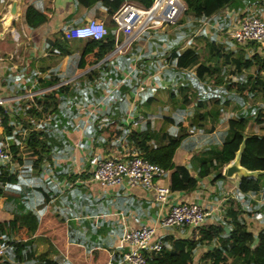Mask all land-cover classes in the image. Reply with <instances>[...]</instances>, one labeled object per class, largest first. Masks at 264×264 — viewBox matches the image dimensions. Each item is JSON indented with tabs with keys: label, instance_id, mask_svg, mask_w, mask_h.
Listing matches in <instances>:
<instances>
[{
	"label": "crops",
	"instance_id": "obj_1",
	"mask_svg": "<svg viewBox=\"0 0 264 264\" xmlns=\"http://www.w3.org/2000/svg\"><path fill=\"white\" fill-rule=\"evenodd\" d=\"M11 3V0H0V16L10 14H7L5 23L0 20V97L3 99L2 108L8 110V126H12L10 134H6L4 127L0 126V144L8 149L11 157L7 162L0 161V165L7 166L9 172L17 174L20 180L10 184L6 188L7 193L0 196V223H9L14 215L25 214L29 209L37 214L42 225L46 223L48 230L57 228L60 231L64 236L63 246L67 250H61L45 233H31L21 224L10 226V231L6 226L8 244L1 243L5 250L0 256V264L2 260L12 262L14 251L8 249L14 242L30 243L24 264H41L38 260L45 258L56 260V264H77L81 259L86 264H122L124 249L119 247L122 233L144 224L156 227V239L165 235L194 238L188 226H158V220L167 212V206L155 201L152 190L141 186L128 187L125 183L103 187L92 181V169L99 159L131 153L124 140L118 149V138L111 136L113 132L103 140L96 132V126L102 129L107 123L118 119L123 128L128 126V131L141 130L149 120L159 135H175L178 122L185 130H190L186 128V114L195 103L190 101L192 97L195 100V97L194 94L189 96V86L184 85V78L192 83L196 94L221 91L220 84L214 86L205 83L193 69L191 74L194 73V76H190L189 69H178L171 62L172 45L178 46L177 52L189 47L185 38L190 35V29L181 30L189 20L152 31L144 41L138 38L140 49L134 57L126 58L130 46L125 52L113 53V50L97 64H90L95 53L93 42L81 38L66 39L63 33L93 18H99L107 24L110 22L112 28L111 14L107 13L106 6L97 0L92 3L87 0H17V11L13 15L10 13ZM35 14H43L45 21L40 23L36 20L37 25L32 26L31 18ZM244 14L264 19V0H237L234 5L219 11L216 21L210 18V24L192 36L195 39L200 36L204 44L208 42H205L207 39L214 37L216 45L225 46L228 40L224 38L226 30ZM200 20L191 21L201 27ZM82 56L84 67L81 66ZM122 59L127 60L121 63ZM105 60L107 64L115 63L112 68L120 76L116 83L110 80L115 74L97 68ZM143 68L151 71V74L148 73L145 92L144 83L138 79L146 72L141 70ZM94 71L100 74L99 78H103V84L95 86L87 83L88 72ZM126 77H129L127 80L130 83L127 80L121 83ZM50 78H58V81L49 84ZM196 80L197 84L194 83ZM173 82L176 88L181 86L183 89L182 101L177 99L178 92L173 88ZM59 86L62 88L55 94V99L59 101L54 105L49 104L48 94ZM216 88L220 90L216 91ZM162 89L166 92L165 100L159 94ZM172 92L176 94L170 98ZM117 93L123 94V100L117 101ZM110 96H114V99ZM184 96L189 104L183 101ZM219 97L200 109H215L207 115L205 125L209 127H203L205 134L199 132L201 127H193L194 130H190L192 133L183 139L173 156L175 164L185 165L192 175L196 174L199 162L212 156V151L221 146L226 135L220 132L226 130V119L224 127L219 130L217 124L220 121L217 119H220L222 112L219 114L217 111L237 109L231 101L228 105H220L223 102L218 101ZM117 102L120 107L123 106L120 108L121 113L112 115L113 120L109 121L111 109ZM54 106L57 108L51 113ZM104 115L108 116L106 124L102 121ZM91 122L95 124L93 129H89ZM113 129L112 123L109 131ZM42 130L50 132L41 136L46 148L49 143L48 149L54 161L45 160L39 168H33L30 162L24 161L26 154L35 148H30L28 132ZM203 135L210 137V141L202 149L189 142L191 136L200 141ZM198 145L202 146L200 143ZM85 172L90 175L85 176ZM239 179L223 177L212 181L209 176L198 178V187L193 191H171L170 203L197 202L209 212L204 225L223 224L221 212L226 200L235 199L244 210L249 203L256 204L262 196L257 197L264 194V190L246 196L241 194L238 191ZM169 183L170 172L157 181L159 186H169ZM254 208L258 207L255 205ZM244 217L248 228L251 227L254 232L264 220L251 217L247 212ZM73 247L81 248L82 255H70L68 249L70 251ZM204 248H197L196 254L199 255ZM104 258L107 262H101ZM93 259L96 261L92 262Z\"/></svg>",
	"mask_w": 264,
	"mask_h": 264
},
{
	"label": "trees",
	"instance_id": "obj_2",
	"mask_svg": "<svg viewBox=\"0 0 264 264\" xmlns=\"http://www.w3.org/2000/svg\"><path fill=\"white\" fill-rule=\"evenodd\" d=\"M86 2V0H83ZM89 3L94 2L95 0H87ZM107 7V13L114 14V12L125 2H136L139 5L150 8L154 0H97ZM185 5L183 10V18L178 21L182 22L185 20H199L211 18V20L216 21V17L219 16L217 13L224 9L226 6H231L236 3L237 0H182ZM97 19V18H95ZM99 19V18H98ZM44 22L45 17L43 14H35L31 18L32 26L37 25V21ZM101 20V19H99ZM105 22V21H104ZM112 28L109 24L105 22L107 33L106 36L99 40L93 42V47H95L94 57L89 62L90 64H97L101 59H103L107 54L111 53L115 48V22L111 19ZM193 22V21H191ZM221 29V28H220ZM222 31V30H219ZM148 33L143 34L139 39L144 41ZM215 38L207 39L206 44H204L201 50H197L191 47L185 48L181 52H177L176 44L172 45V55L171 62L175 63V66L178 69H190L193 68L196 75L202 80H207L211 78L217 71V64L220 60H223L224 64L233 65V70L230 72L234 75H237V95L232 96L236 100L235 106L237 108V114L230 116L227 119V129L226 135L222 141L220 147H218L212 154L206 159H203L197 165V172L195 175H192L190 170L181 164H175L173 161V156L175 151L180 146L183 139L192 133L190 130H185L180 122L177 123L178 126H181V130L178 134L169 135L163 134L159 135L156 130L153 129L151 122L148 120L145 123L143 129H131L128 131V126L123 128L122 124L118 123V119H112V115L116 116V113H121L120 104H114L110 115L111 118L109 122L100 129L96 126V132L104 138L110 136L117 137V147L120 149L123 140L128 146L131 153L137 152L138 155L148 160L151 163L158 164L168 172H170V183L169 187L171 191H193L198 187V178L211 177L212 181L221 180L223 178L222 168L228 164L235 156V152L238 150L239 145L241 144L244 137L245 149L241 157V165L247 168L248 170H260L264 171V131L262 133L256 132H246V128L260 126L264 130V107L260 105H250L248 106L245 103V97L255 99L257 94V89L264 91V71L261 70V67L257 65L254 55L247 56L246 51H239L235 53L234 51L225 52L222 47L216 45L214 42ZM139 40H136L132 43L131 48L126 56V58H131L135 56V53L140 49L138 45ZM174 43V42H173ZM252 46L258 45L257 43H247ZM88 51V50H87ZM87 52H84V54ZM83 54V55H84ZM81 66H85L84 56L81 58ZM83 59V60H82ZM127 59H122L121 63H124ZM117 62V61H116ZM104 64V66H102ZM115 63L110 62L107 64V60L98 65V70L101 68L109 74H115L110 77V80L114 83L120 79L119 73L112 68V65ZM257 65L255 74L244 73L243 69H250L251 67ZM125 68V65H123ZM87 83L92 85H99L96 83L99 80L100 74L97 72H88ZM103 79V78H102ZM58 81V78H50L48 83L52 84L55 81ZM179 80V78H177ZM56 81V82H57ZM128 83L129 80H127ZM195 84L198 81H194ZM62 86H59L56 90L48 94L49 104H56L58 98L55 99V94L57 90L60 91ZM178 89V90H177ZM175 90L183 94V89L181 86L175 88ZM219 92L218 101L223 102V104L229 103V97H223L224 88ZM176 93L172 92L170 98L175 96ZM117 101L123 100V94H116ZM199 99H196V97ZM214 96V91L198 92L194 94L195 100L193 105V110L196 112V118L194 127H206L205 121L207 115L211 113L212 109L205 110L201 112V107H207L211 99L210 97ZM151 97V96H149ZM183 101L189 104V100L186 99V96L183 97ZM148 99V98H147ZM145 102V100H143ZM250 105V106H249ZM246 108H243L245 107ZM57 107L54 106L51 113H54V110ZM7 113L8 110L0 107V118L1 125L5 129L6 134H10L12 131V126H8L7 123ZM195 118V115H194ZM114 125L113 131H108L106 128L112 127ZM197 126H196V125ZM214 127L212 128V130ZM87 130V128H85ZM44 132V133H43ZM49 131H37L28 132V135L31 140L28 143L31 145L30 148H34L32 152L26 154L24 158L26 163H31L33 168H39L40 165L45 161L52 160L51 153L49 152V143H46L43 137L46 134H49ZM41 137V139H40ZM31 141V142H30ZM37 141V144L34 142ZM37 145H40L37 147ZM130 153V154H131ZM86 173V172H85ZM89 173H86L85 176H89ZM20 180V177L9 172L7 166L0 165V196L7 193L8 186L12 183H16ZM7 188V189H6ZM264 190V175H258L257 177H245L240 178L238 183V191L247 195L248 193H259ZM49 199V197H48ZM248 204L249 202H245ZM253 203V202H252ZM255 204V202H254ZM252 208L249 210H243L241 204L235 199H228L224 203L223 211L221 212V218L223 224L214 225L206 224L198 228L197 236L194 238H175L170 235H165L163 238H160L162 242V249L159 251H154L146 253L148 264H264V220L261 222V225L255 229V232L248 228L244 214L247 212L251 217H260V220L264 218V208L258 210V208ZM257 207V206H256ZM26 226L31 233H45L61 250L67 248L63 246L64 236L60 234V231L57 228H52L48 230L45 227L46 223L42 225L39 221L37 214L33 213L31 210L22 215H14V218L9 223H0V244L5 243L6 241V226L10 229L16 227V225ZM42 226V227H41ZM224 227L229 229V232H226ZM4 236V237H3ZM2 245V244H1ZM4 246V245H3ZM29 242H14L9 246V251H14V256L12 262L2 260L1 264H24L26 252L29 249ZM212 248H211V247ZM205 247L203 251L197 255V248ZM70 255H82V249L79 247H73L68 249ZM102 256V255H101ZM197 256V257H196ZM1 258V257H0ZM113 260V259H112ZM96 260H92L94 262ZM107 262V259L104 258L101 262ZM114 261V260H113ZM100 262V261H97ZM38 263L41 264H56L57 261L53 259H42L38 260ZM77 264H86L82 259Z\"/></svg>",
	"mask_w": 264,
	"mask_h": 264
},
{
	"label": "built area",
	"instance_id": "obj_3",
	"mask_svg": "<svg viewBox=\"0 0 264 264\" xmlns=\"http://www.w3.org/2000/svg\"><path fill=\"white\" fill-rule=\"evenodd\" d=\"M185 9L182 0H154L150 8H145L136 2L123 3L111 16L115 22L114 52H125L134 41L145 33L161 30L177 24ZM245 15V16H244ZM227 29L229 38L237 44H264V19L253 14H244ZM210 19H201V26L210 24ZM212 21V20H211ZM105 22L99 19H89L78 26L70 27L63 35L66 39L81 38L99 41L106 36ZM122 38V39H120ZM3 99L0 97V107ZM1 126V118H0ZM11 159L8 149L0 144V161ZM167 170L158 164L141 158L138 153H127L99 159L92 169V181L103 187L141 186L152 190L155 201L161 206H167V212L158 220L161 227L191 228L193 237L197 236L198 228L204 225L209 212L197 202L170 203L171 190L169 186H159L157 181L167 175ZM256 204L259 207L260 201ZM251 203L244 207L249 210ZM222 209V208H221ZM155 226L141 225L125 230L119 240L122 251V264H148L146 253L162 249L160 238L154 237ZM5 246L0 244V256L4 254Z\"/></svg>",
	"mask_w": 264,
	"mask_h": 264
},
{
	"label": "rangeland",
	"instance_id": "obj_4",
	"mask_svg": "<svg viewBox=\"0 0 264 264\" xmlns=\"http://www.w3.org/2000/svg\"><path fill=\"white\" fill-rule=\"evenodd\" d=\"M11 1H13V0H11ZM7 14H9V13H4L3 14V16H0V20L3 22V23H5V21H6V16H7ZM10 15V14H9ZM247 15H249V14H247ZM245 16V15H244ZM242 17V16H241ZM183 18V14L180 16V20ZM9 23V22H8ZM179 23V22H178ZM199 24H200V26H201V23L199 22ZM196 25V26H195ZM182 29V31L183 30H189L190 29V31H189V33H190V35H188L185 39H186V45L187 46H189V47H191V48H194V49H197V50H201L202 48H203V46H204V41H202V39H199L200 38V36L198 37V39H195L194 38V36H192V34H194L195 32L197 33H199V32H201V30L202 29H204V26H201V27H199V25H197L196 23H192L191 22V20H189L183 27H181ZM69 29V28H68ZM7 30H9V28H7ZM66 31V30H65ZM226 32V31H225ZM227 33V32H226ZM228 35V34H227ZM226 34H224V38L225 39H228V40H226L225 41V46H223V45H219V46H221L222 47V49H223V51H225V52H230V51H234L235 53H238L239 51H243V52H245L246 51V55L247 56H253L254 55V57H255V60H256V62H257V65L259 66V67H261V70L262 71H264V44L262 45V44H258V45H254V46H252L251 44H237V43H235V41H233V40H231V39H229V37L227 36ZM214 38V37H213ZM210 39H212V38H210ZM194 41H196V42H194ZM230 41V42H229ZM206 42V41H205ZM229 43V44H228ZM150 64V63H149ZM257 65H255V66H253V67H251L250 69L248 68V69H243V71H244V73L246 74V73H249V74H255V72H256V68H257ZM217 66V68H218V71L211 77V78H209V79H207V80H203V81H205V83H209V84H212V85H214V86H216V84H220L221 85V87H219V88H224V92L225 93H223L222 95H223V97H229V101H231V103H232V105L234 106V104H235V102H236V100H234L233 98H232V96H235V95H237V92H236V88H237V75H234V74H232L231 72H230V70H233V65H229V64H224V62H223V60H220V62H219V64H217L216 65ZM147 69L149 70V67H148V65H147ZM147 69H141V70H146V72L144 73V74H142L141 76H138V79H139V82H143L144 83V85H143V87H144V91L143 92H145L146 91V88L148 87L147 86V77H148V73L149 74H151V71H148ZM193 68H190L189 69V72H188V74L191 76H194V73L193 74H191V70H192ZM143 72V71H142ZM147 73V74H146ZM219 76V77H218ZM129 77H126V78H123V81L121 82V83H125L126 82V80L128 79ZM208 81V82H207ZM150 82V81H149ZM96 83H98V84H103L104 82H103V79L102 78H99V80H97L96 81ZM174 83V82H173ZM183 83H184V85L185 86H189V96L190 97H192L193 96V94H196V92H195V88L193 87V85H192V83L191 82H189L186 78H184V80H183ZM175 84V83H174ZM209 84L207 85V86H209ZM173 88H176V84L175 85H173ZM163 90H165V89H162V91L161 92H159V94L161 95V99H164L165 100V96H166V92L165 91H163ZM217 90H220V89H217L216 88V91ZM221 91H223V90H221ZM235 94V95H234ZM256 94H257V96H256V98L255 99H252V98H248V97H245V103H246V105L248 106V104H250V105H260V106H262V107H264V91L263 90H260V89H257V91H256ZM115 95V94H114ZM117 95H119L118 93H117ZM148 95H150V93L148 94ZM156 95H158V93L156 94ZM219 96V92H217V93H215L214 92V96L212 97V99H211V101H213V100H216L217 99V97ZM111 97V96H110ZM114 96H112L111 98L112 99H114L113 98ZM227 97V98H228ZM177 99H179L180 101H182L181 99H182V94H180V93H178L177 94ZM193 100V101H192ZM190 101L191 102H193L194 103V99H193V97H192V99H190ZM220 105H225V104H223V103H221ZM228 105V104H227ZM249 105V106H250ZM210 108H208V109H203V110H200L201 112H205V110H209ZM215 110V109H214ZM213 110V108H212V110L211 111H214ZM161 111V110H160ZM177 112H178V110H177ZM219 114L222 112V114H221V117H220V119L218 118L217 120H219L220 122H218L219 123V125L217 124V127L219 128V130H221L224 126L223 125H225V123L227 122V119L229 118V116H234V115H236L237 114V109H234V110H230V111H228V110H226V109H224V110H218L217 111ZM216 112V113H217ZM194 115H195V118H194ZM195 119L197 120V118H196V112H194V110H193V108L192 107H190L189 108V110H188V114H186V122H187V126H186V128L188 127V128H190V130H194V123H195ZM225 119H226V122H225ZM107 120H108V116L107 115H104V118H103V122L106 124L107 123ZM176 121H177V119H176ZM157 123V122H156ZM94 126H95V124L93 123V122H91L90 124H89V129H93L94 128ZM158 126L160 127L161 126V124L159 123L158 124ZM209 127V125H207V127H205V129L206 128H208ZM110 128V127H109ZM109 128L107 127L106 128V130L107 131H109ZM202 128V130L200 131L199 130V132H203L204 133V128L203 127H201ZM226 129H227V126H226ZM181 130V126H178L177 125V127H175V134H178L179 133V131ZM264 130H263V128H261L260 126H255V127H252V126H250L249 127V125H248V129L246 128V132H256V133H262ZM192 132V131H191ZM221 132V134L223 133V135L226 133V130H224V132L221 130L220 131ZM207 133V132H206ZM205 134V133H204ZM218 135L220 136V133H218ZM213 136V135H212ZM210 137H207V136H202V139L200 138V141H198L197 140V137H192L191 136V139H190V143H193V145H197L199 148H201V147H203V145L204 144H207L209 141H210V139H209ZM219 140H221V137L219 138ZM215 141V140H214ZM201 144L202 146H199L198 144ZM202 149V148H201ZM260 196H262V198H259ZM264 199V194H262V195H259L258 197H257V199ZM261 203H260V205H259V208H258V210H260V209H262V208H264V202L263 201H261V200H259Z\"/></svg>",
	"mask_w": 264,
	"mask_h": 264
},
{
	"label": "water",
	"instance_id": "obj_5",
	"mask_svg": "<svg viewBox=\"0 0 264 264\" xmlns=\"http://www.w3.org/2000/svg\"><path fill=\"white\" fill-rule=\"evenodd\" d=\"M17 7V0H13L10 7V13L15 14ZM2 129V127H0ZM246 137L243 138L238 150L235 152L234 158L222 168V175L227 179L245 178V177H257L258 175H264V171L260 170H248L241 165L242 153L245 149ZM226 232H229L227 227H224ZM211 247V246H210ZM212 248V247H211Z\"/></svg>",
	"mask_w": 264,
	"mask_h": 264
}]
</instances>
